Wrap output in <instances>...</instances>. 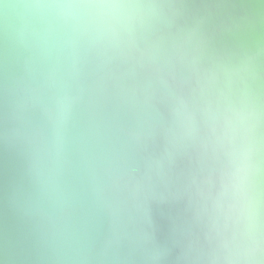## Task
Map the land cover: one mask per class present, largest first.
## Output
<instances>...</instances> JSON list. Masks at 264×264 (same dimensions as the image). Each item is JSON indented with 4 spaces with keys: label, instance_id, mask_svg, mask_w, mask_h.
<instances>
[{
    "label": "clouds",
    "instance_id": "obj_1",
    "mask_svg": "<svg viewBox=\"0 0 264 264\" xmlns=\"http://www.w3.org/2000/svg\"><path fill=\"white\" fill-rule=\"evenodd\" d=\"M0 264H264V0H0Z\"/></svg>",
    "mask_w": 264,
    "mask_h": 264
},
{
    "label": "water",
    "instance_id": "obj_2",
    "mask_svg": "<svg viewBox=\"0 0 264 264\" xmlns=\"http://www.w3.org/2000/svg\"><path fill=\"white\" fill-rule=\"evenodd\" d=\"M5 224H6V220L3 217H0V235L3 234ZM5 264H8V262L5 261Z\"/></svg>",
    "mask_w": 264,
    "mask_h": 264
}]
</instances>
